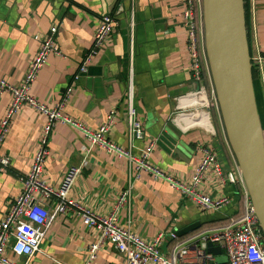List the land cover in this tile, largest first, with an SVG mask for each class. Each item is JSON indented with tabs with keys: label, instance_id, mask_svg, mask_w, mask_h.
Returning a JSON list of instances; mask_svg holds the SVG:
<instances>
[{
	"label": "crops",
	"instance_id": "obj_1",
	"mask_svg": "<svg viewBox=\"0 0 264 264\" xmlns=\"http://www.w3.org/2000/svg\"><path fill=\"white\" fill-rule=\"evenodd\" d=\"M184 10V0H0V78L12 85L21 84L39 51L36 37L56 27L57 43L65 56H52L32 86L31 95L39 102L54 108L72 88L64 113L93 130L117 110L111 139L123 147L130 142L132 106L145 131V140L132 142L135 155L155 141L150 162L189 181L204 158L203 150L212 147L229 172L234 169V156L221 114L217 112L215 126L211 123L213 134L207 113L200 110L205 97L189 95L197 92V82L188 52ZM249 13L254 100L264 147V0H249ZM106 15L116 19L115 32L89 65L88 73L75 81L100 20ZM131 85L132 101L128 95ZM11 102L9 93H0V124ZM46 123L47 118L29 106H23L12 122L1 151L12 159V165L9 171H0V223L21 193L20 177L32 166ZM86 144L83 136L67 125L55 126L45 168L51 185L59 187L70 168L83 165ZM131 175L134 170L126 159L94 148L71 197L108 216L131 180V207L120 210V224L128 226L131 221L132 231L146 241L164 233L165 255L172 245L167 236L172 231L177 233L195 223H201L195 232L216 228L235 213L234 206L219 213L203 212L166 182L156 181L146 172H141L139 179ZM220 185L216 174L209 172L199 190L214 198L233 197L232 187L224 189ZM96 241L95 232L85 227L79 216L60 215L42 242L41 253L29 264H86L87 251ZM8 255L23 264V259ZM95 264L126 263L114 246L104 244Z\"/></svg>",
	"mask_w": 264,
	"mask_h": 264
},
{
	"label": "built area",
	"instance_id": "obj_2",
	"mask_svg": "<svg viewBox=\"0 0 264 264\" xmlns=\"http://www.w3.org/2000/svg\"><path fill=\"white\" fill-rule=\"evenodd\" d=\"M184 3L185 10L182 18L188 29V52L192 58L194 79L200 85L199 91L189 95L200 94L205 97L206 101L200 104V110L207 113L211 133L215 134L209 111L214 106L218 107V101L215 94L214 101L208 96L205 86L197 17L200 0H184ZM116 27L117 22L113 16L106 15L101 18L92 47L85 56L75 81H79L88 73L89 65L101 53ZM57 33V28L52 27L45 36L36 37L40 43L39 51L21 84L12 85L0 78V93H9L12 96L8 112L0 124L1 172H7L11 168L12 159L3 155L1 151L10 133L12 122L23 106L33 108L47 118L40 148L34 156L32 166L28 174L20 177L21 193L15 199L6 219L0 223V264H22L11 260L8 253L23 259V264H29L37 253H41V244L51 225L60 215H77L85 227L95 232L97 241L87 251L86 264H95L98 251L104 244L114 246L125 258L126 264H220L217 259L223 256L227 257V262L224 264H264V233L246 180L235 158L234 169L226 172L220 163L218 151L207 147L203 150L204 158L196 171L189 181H184L150 162L155 141L139 155H135L132 142L145 140V131L142 122L137 119L134 107L130 106L129 109V146L123 147L111 139V131L118 119L117 110L111 111L105 122L97 130H93L64 113L72 88L67 90L64 100L54 108L39 102L31 95V88L37 82L49 59L52 56H65L57 43ZM128 95L132 101V85ZM60 123L81 134L87 144L83 149L85 154L83 165L70 168L61 185L55 187L46 179L45 168L49 157L50 136L55 126ZM94 148L102 149L116 158L126 159L134 170V175L131 177L135 179L140 178L141 172H146L154 180L166 182L203 212L219 213L233 207L239 199L240 213L238 216L230 217L229 222L224 225L194 232L187 237L179 238L176 230L172 231L167 235L172 245L168 255H165L163 242L166 235L164 233L157 235L151 241H146L132 231L131 221L128 222V226L120 224V210L131 207L134 189V183L131 180L128 187L117 198L114 209L108 216L97 213L71 197V191L82 175L83 167L87 164V157ZM209 172L216 174L222 188L232 187L233 197L224 195L214 198L200 192L199 188ZM209 244L221 248L222 255L216 256L208 252Z\"/></svg>",
	"mask_w": 264,
	"mask_h": 264
},
{
	"label": "water",
	"instance_id": "obj_3",
	"mask_svg": "<svg viewBox=\"0 0 264 264\" xmlns=\"http://www.w3.org/2000/svg\"><path fill=\"white\" fill-rule=\"evenodd\" d=\"M205 13L208 54L219 112L233 156L242 170L264 233V147L254 100L245 0H205ZM227 19H231V25L224 24ZM216 24L223 50L214 61L209 38L212 26ZM233 36L234 44L229 47L228 41L233 42ZM236 46L240 49L239 66L228 61L229 56L236 52ZM227 49L231 50L227 52ZM195 85V90L199 91L200 85ZM200 228L201 223L192 224L178 231L177 236L182 238ZM208 252L216 256L222 255V249L212 244H209Z\"/></svg>",
	"mask_w": 264,
	"mask_h": 264
},
{
	"label": "rangeland",
	"instance_id": "obj_4",
	"mask_svg": "<svg viewBox=\"0 0 264 264\" xmlns=\"http://www.w3.org/2000/svg\"><path fill=\"white\" fill-rule=\"evenodd\" d=\"M198 25H199V34H200V41H201V53H202V63L204 67V73L207 75V86L210 94H211V99L213 101L215 100L216 92L214 88V80H213V75H212V67H211V60L208 54V40H207V14L205 13V0H200V4L198 6ZM191 58V56H190ZM211 79V81H210ZM206 86V84H205ZM211 86V87H210ZM217 98V97H216ZM217 112L219 111V106L215 107ZM220 113V112H219ZM222 117V116H221ZM224 127V126H223ZM218 263L224 264L227 262V257H218L217 259Z\"/></svg>",
	"mask_w": 264,
	"mask_h": 264
},
{
	"label": "bare ground",
	"instance_id": "obj_5",
	"mask_svg": "<svg viewBox=\"0 0 264 264\" xmlns=\"http://www.w3.org/2000/svg\"><path fill=\"white\" fill-rule=\"evenodd\" d=\"M229 20L231 19H227L224 24H228V25H231V22H229ZM234 36H233V42H229V47H231V45L234 44ZM221 37H220V33H219V27H218V24L216 25H213L212 26V32L210 34V38H209V43H210V51H211V54L213 55L214 57V61L217 60L218 58V55H219V52L221 50H223V48L220 47L221 45ZM224 49L226 50L225 46H224ZM231 49H227V52L230 51ZM230 58L228 59V61H230L231 63H233L235 66H239L240 65V49L238 48V46H236V52L232 53L231 56H229Z\"/></svg>",
	"mask_w": 264,
	"mask_h": 264
},
{
	"label": "trees",
	"instance_id": "obj_6",
	"mask_svg": "<svg viewBox=\"0 0 264 264\" xmlns=\"http://www.w3.org/2000/svg\"><path fill=\"white\" fill-rule=\"evenodd\" d=\"M245 9H246L247 25H248V30H249V22H250L249 0H245ZM253 74H254V78H255V72H254V70H253ZM204 80H205L206 88H207V86L209 87V85L207 84V81H209V80L207 79L206 73H204ZM207 91H208V96L211 98V94H210L208 88H207ZM210 113H211V117H212V123L215 126L216 120H217V117H218L217 116V110H216L215 106L210 109ZM240 206H241V201L239 199H237L236 200V203L234 205V207L236 208L235 209V213L233 215H231V217H233V216L235 217V216H238L239 215V213H240ZM238 210H239V212H238ZM227 222H229V219H226V221H224L222 225H224Z\"/></svg>",
	"mask_w": 264,
	"mask_h": 264
}]
</instances>
